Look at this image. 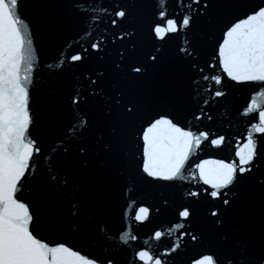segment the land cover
I'll list each match as a JSON object with an SVG mask.
<instances>
[{
    "label": "snow or ice",
    "instance_id": "6c2138e0",
    "mask_svg": "<svg viewBox=\"0 0 264 264\" xmlns=\"http://www.w3.org/2000/svg\"><path fill=\"white\" fill-rule=\"evenodd\" d=\"M73 20L90 43L57 50L63 97L34 111L35 30ZM234 89L243 135L202 127ZM0 264H264V0H0Z\"/></svg>",
    "mask_w": 264,
    "mask_h": 264
},
{
    "label": "water",
    "instance_id": "95a60500",
    "mask_svg": "<svg viewBox=\"0 0 264 264\" xmlns=\"http://www.w3.org/2000/svg\"><path fill=\"white\" fill-rule=\"evenodd\" d=\"M87 2L91 3L92 0H87ZM107 2L108 0H97V3ZM84 27L85 26L81 21L73 20L62 27L58 36H52L50 33L41 29L35 30L34 41L35 47L39 52L40 60L37 70L34 74V83L31 86L33 102L32 107L34 111L36 110L37 105H40L43 112L44 110H47L55 101L63 97L65 80L53 75V73L56 71L55 67L48 68L47 65L55 63L53 58L57 56V50L60 49L65 42L71 44L73 40L79 39L82 43H90V39L82 34V29ZM88 31L94 32V29L90 28ZM98 37L99 33L96 32L92 36V39H96ZM172 43L174 44L175 42ZM73 47H76V45H73ZM63 51L67 53L70 50L69 48L64 47ZM204 98H208L206 93ZM248 100H250L248 89H234L224 107H220L218 105H213L211 107V112L215 118L214 122L205 121L202 127L221 133L226 132L229 134L230 138L232 136H242L249 118L238 115L236 110H242L246 104V101ZM229 151L230 149H225L223 153L219 154L206 152L201 154V158H208L211 155L224 156L228 155ZM36 165L39 166L40 171H45L48 168L47 160L44 156L36 158ZM184 183L187 184V182ZM182 191L183 188L180 187L179 183L175 188L145 189L143 200L148 204H156L160 202L161 196H167L170 200H178V197ZM170 220V214H154L152 216L151 222L146 223L145 226H136L133 224V231L140 235L141 242H143V240L148 238V234H150L153 229L164 228L166 230ZM109 226L112 231H117L121 228L118 214L109 218ZM38 231H40V229H38ZM41 234L46 233L42 232ZM64 238L72 241L73 234L66 232ZM168 242V239H164L159 243V245H157V242L155 241H153L152 244L157 246L158 249L162 251Z\"/></svg>",
    "mask_w": 264,
    "mask_h": 264
}]
</instances>
